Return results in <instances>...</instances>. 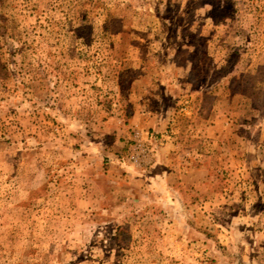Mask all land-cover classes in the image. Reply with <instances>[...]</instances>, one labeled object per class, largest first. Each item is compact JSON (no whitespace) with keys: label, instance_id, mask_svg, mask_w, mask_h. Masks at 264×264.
<instances>
[{"label":"rangeland","instance_id":"374dc122","mask_svg":"<svg viewBox=\"0 0 264 264\" xmlns=\"http://www.w3.org/2000/svg\"><path fill=\"white\" fill-rule=\"evenodd\" d=\"M0 264H264V0H0Z\"/></svg>","mask_w":264,"mask_h":264}]
</instances>
